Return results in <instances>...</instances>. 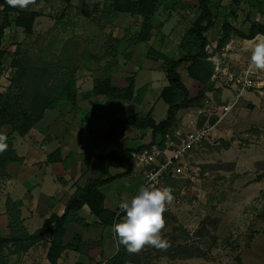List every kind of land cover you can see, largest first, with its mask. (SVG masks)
I'll return each mask as SVG.
<instances>
[{
	"label": "crops",
	"instance_id": "0c3cea01",
	"mask_svg": "<svg viewBox=\"0 0 264 264\" xmlns=\"http://www.w3.org/2000/svg\"><path fill=\"white\" fill-rule=\"evenodd\" d=\"M32 7L28 11L35 12ZM209 11L214 22L205 34L208 53L215 50L222 39L224 23L243 35H248L251 24L264 25V0H211ZM198 15L197 0H159L151 30L144 40H138L142 18L120 12L118 18L128 16L133 19L134 26L120 37L112 36L117 43L110 63L100 67L93 77L78 76L77 97L73 101H62L54 110L45 111L25 137L18 136L10 126H0V135L6 137L16 157L15 161L0 169V239L10 237L8 200L20 204V220L26 233L33 235L51 216L62 217L75 192L85 188L90 181L101 177L110 180L99 188V192L103 197L104 210L115 216L119 214L120 203L137 194L142 178L133 156L157 147L160 140L155 139L153 144L151 129H135L125 122L150 117L155 125H159L167 120L169 106L161 94L168 87V81L164 63L157 55L172 61L188 56L190 50L182 41ZM2 19L0 12V27ZM16 31L17 27L9 20V27L4 30L0 41V51L5 54L0 56V95H4L10 85L3 68L11 49H15V46L10 47V38H14ZM260 39L264 36L244 40L231 32L224 46L231 44L233 48L227 63L239 70L248 67L252 48ZM190 54L195 55L196 50ZM208 61L214 64L211 58ZM189 65L183 64L173 75L184 86L188 100L193 104L178 112L177 123L168 133L172 136L194 134L202 128V122L205 124L212 117L216 120L217 110L235 98L234 91L215 83L212 74L208 80L210 87L201 98L204 99L197 103L201 100L198 96L203 86L189 76ZM104 79H109L111 87L117 90H125L132 82L131 99L123 101L93 94V89ZM180 102L178 100L177 103ZM117 123L124 124L122 138L118 139V143H123L120 148L107 138ZM122 148L128 151L132 162L112 166L108 156ZM4 152H0V162ZM181 162L176 163L174 169L179 168ZM174 169H170L168 174ZM72 217L80 223L69 221L64 226V252L56 264L107 263L118 251L113 226L102 225L86 205ZM50 247L51 240L47 236L27 252L8 256L5 263L51 264L48 261Z\"/></svg>",
	"mask_w": 264,
	"mask_h": 264
},
{
	"label": "rangeland",
	"instance_id": "374dc122",
	"mask_svg": "<svg viewBox=\"0 0 264 264\" xmlns=\"http://www.w3.org/2000/svg\"><path fill=\"white\" fill-rule=\"evenodd\" d=\"M132 1L31 0L24 6L0 0L8 3L0 12L17 27L10 38L15 49L3 68L10 85L2 104L13 109L20 104V59L25 67L44 72L31 74L47 88L75 80L76 90L78 76L93 77L114 58L112 36L134 26L128 16L118 18ZM30 5L40 18L25 34L15 24L18 12ZM244 96L231 102L228 113L217 110L219 124L215 117L202 122L201 127L216 125L164 178L160 188H170L173 197L163 214L161 237L167 246L129 252L120 245L130 256L126 264H264V89ZM183 190L196 195L188 204L177 203Z\"/></svg>",
	"mask_w": 264,
	"mask_h": 264
},
{
	"label": "trees",
	"instance_id": "16d2710c",
	"mask_svg": "<svg viewBox=\"0 0 264 264\" xmlns=\"http://www.w3.org/2000/svg\"><path fill=\"white\" fill-rule=\"evenodd\" d=\"M64 3L70 4L72 0H63ZM102 2H111L114 5L117 0H96ZM199 15L195 20L190 30L185 34L182 44L186 46L190 53L196 50L195 55H191L178 60H168L160 55H157L164 63L165 73L167 76L168 87L163 90L161 98L168 104L167 120L159 125H155L150 117L144 120H126L125 124L134 127L135 129H151L155 139H159L157 147L163 149L164 136L169 133V130L177 123L176 116L181 109H186L193 104L192 100H188L187 92L184 86L173 78L174 72L185 63L188 66L189 76L200 82L203 86L202 92L198 99H201L205 92L209 89L208 80L214 73L215 65L208 59L215 56L221 49L224 48L226 41L229 39V34L234 33L235 36L244 40H252L257 35L264 36V25L251 24L248 35L240 34L234 31L230 25L224 23L222 26V39L217 43V47L211 53L206 52L208 46L205 34L212 27L214 19L209 11L211 0H197ZM159 0H137L127 4L124 11L138 15L142 18V26L138 36V40H144L152 28L155 12L158 8ZM3 9L8 7V3L1 2ZM2 25L0 27V41L3 37V32L9 27V19L2 13ZM40 17L37 12L19 11L16 26L22 27L25 34H30L35 20ZM5 55L0 51V56ZM21 66L19 73V90L22 95L20 104L14 109L9 104H2L3 95H0V126H10L12 131L20 137H25L30 130L42 119L45 111L54 110L62 101H73L76 97L75 80H66L58 86L47 88L45 82H37L36 78L31 73H42L41 70L27 68L23 65V61L18 60ZM16 68V67H14ZM44 73V72H43ZM133 93V83L129 82L125 90H117L111 87L110 80L104 79L99 85L93 89V94L103 95L110 99H120L129 101ZM178 100L181 102L178 104ZM124 124L117 123L112 130L107 134L110 142L120 148L123 143H118V139L122 138ZM7 147L2 155L0 169H3L8 162L15 161L16 157L11 150V144L6 142ZM108 161L112 166H117L120 163H131V157L125 149H120L108 156ZM110 180H103V177L96 181H90L86 187L75 192L66 206L65 214L58 218L51 216L44 224L43 228L33 235H28L20 220V204L7 201V212L10 218V237L8 239H0V264H6L5 259L14 254L25 253L30 248L39 244L45 237L51 240V247L48 252V261L51 264H56L64 252L62 239L64 234V226L69 221L80 223V221L72 215L86 205L92 215L96 217L104 226H113L124 217V211L118 215H112L104 210L103 197L99 192V188L108 183ZM130 261L129 253L123 250L120 246L117 253L107 262V264H126Z\"/></svg>",
	"mask_w": 264,
	"mask_h": 264
},
{
	"label": "built area",
	"instance_id": "2783aa9c",
	"mask_svg": "<svg viewBox=\"0 0 264 264\" xmlns=\"http://www.w3.org/2000/svg\"><path fill=\"white\" fill-rule=\"evenodd\" d=\"M232 51L233 48L231 44H229L211 58L215 64L212 79L222 87L234 91L235 104L248 90L258 92L259 90L264 89V70H255L252 64L245 69L240 70L231 67L227 63V59L228 54ZM232 107V103L224 106L222 108V113H228ZM220 120L221 117L218 116L216 124H218ZM214 126L205 125L194 134L188 136L181 137L166 134L164 136L163 149L151 147L138 155H134V162L139 175L142 178L141 187L153 186L159 188L162 184L163 178L168 175L170 169H174L175 164L178 163L188 152L200 144L202 140H206L210 132L214 129ZM190 196L196 197V195ZM190 196L185 190H183L177 203L188 204L189 198H191ZM192 203L194 204L195 201H192ZM121 212H123V209L119 208V213ZM99 264L107 263L101 262Z\"/></svg>",
	"mask_w": 264,
	"mask_h": 264
},
{
	"label": "clouds",
	"instance_id": "9594fccd",
	"mask_svg": "<svg viewBox=\"0 0 264 264\" xmlns=\"http://www.w3.org/2000/svg\"><path fill=\"white\" fill-rule=\"evenodd\" d=\"M12 5L18 2L26 5L31 0H8ZM251 64L259 70H264V39L256 42L252 48ZM7 147L6 137L0 135V152ZM170 188L142 186L131 200L120 203L125 215L113 225L117 240V250L123 245L129 252H138L145 245L166 247L161 237L164 228V212L166 204L172 200Z\"/></svg>",
	"mask_w": 264,
	"mask_h": 264
}]
</instances>
